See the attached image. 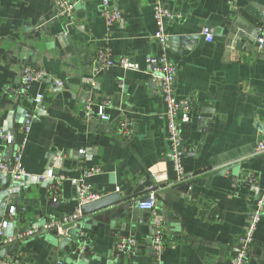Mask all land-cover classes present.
<instances>
[{
	"label": "crops",
	"instance_id": "crops-1",
	"mask_svg": "<svg viewBox=\"0 0 264 264\" xmlns=\"http://www.w3.org/2000/svg\"><path fill=\"white\" fill-rule=\"evenodd\" d=\"M70 1L76 3L73 25L56 16L54 0H0V161L10 164L19 147L26 176L34 177L11 199L0 197V206L8 201L0 221L8 220L6 211L14 205L17 217L8 222L18 234L74 213L77 187L68 181L56 192L58 206L47 205L53 201L50 169L80 179L98 167L101 173L86 180L92 192L117 193L121 201L80 217L76 226L84 246L72 241L60 250L59 240L47 233L6 247L18 245L3 259L73 264L77 255L71 252L79 249L85 264H228L254 207L249 178L260 181L264 170V158L254 154L264 132V48L255 46L257 30L264 28V0H108L121 17L112 25L101 16L103 0ZM156 4L175 15L164 25L166 52L177 67L176 96L192 112L181 128L182 163L192 175L187 183H176L164 104L150 86L149 60L161 52L153 38ZM203 28L211 29V42ZM103 48L138 69L113 67L95 75V55ZM25 68L60 82L59 91L38 79L22 95ZM37 95L42 109L33 103ZM88 98L103 105L109 121L86 118ZM19 108L30 117L27 132L16 122ZM123 120L130 126L127 137L119 132ZM3 131L14 139L11 148L3 145ZM161 165L167 179L154 181ZM151 190L163 223L160 257L147 251L151 216L137 207ZM4 191L0 178V195ZM120 237L135 245L116 256ZM247 264H264V216Z\"/></svg>",
	"mask_w": 264,
	"mask_h": 264
},
{
	"label": "built area",
	"instance_id": "built-area-1",
	"mask_svg": "<svg viewBox=\"0 0 264 264\" xmlns=\"http://www.w3.org/2000/svg\"><path fill=\"white\" fill-rule=\"evenodd\" d=\"M54 9L56 16L66 21L68 25L74 24V11L76 3L70 0H54ZM101 16L108 25H112L120 21V14L115 11L108 0H103L101 5ZM174 13L167 7L156 4L153 8V19L156 25V31L153 38L160 48V54L151 58L149 63L152 66L151 71V88L157 92L163 101L164 112L163 119L165 121L166 141L168 147V158L172 169L177 177V184L187 183L192 178L191 174H187L183 167L182 158L184 156L185 147L182 139V125L188 123L191 118V107L184 102L179 101L175 92V81L177 76V67L170 60L166 52L167 35L165 33V22L174 18ZM201 34L208 42L213 40L212 31L209 28H203ZM257 50L264 48V28H258L255 39ZM119 67L123 70H137L136 64L130 63L126 58L113 59L108 48L100 49L96 52L95 61L93 63V73L98 75L107 69ZM21 80V94L25 95L24 91L30 83L38 80L43 76L41 72L34 71L30 68L23 70ZM55 86L59 87L60 82H56ZM42 100L41 95H37L33 103L38 104ZM85 116L87 119H96L100 122L109 121V116L105 113L103 105H94L90 98L87 99L84 107ZM30 117L25 121L23 132L28 131L30 125ZM119 132L123 137L129 135L130 126L126 120L119 122ZM3 133V145L6 148L13 146L14 139L11 134ZM79 153L83 154V151ZM255 155L264 158V132L259 137L255 146ZM100 168L95 167L84 171L80 179L68 178L63 174H56L52 169L47 171L46 178L51 181L52 200H57V190L63 181H68L77 187L76 201L77 207L71 215L63 218L60 221H51L35 229L29 228L23 233L16 234L11 239H4V233L7 228L8 220H15L17 217V209L14 205L8 207L6 216L8 220L0 221V248L20 243L27 239L50 233V231L61 229L70 224L76 225L81 217L80 207L84 204L93 202L100 197L95 195L86 180L101 173ZM10 177L11 182H17L26 173L21 163V148L17 147L13 151V157L10 164L5 161H0V177ZM252 184V190L255 196L254 207L247 215V225L242 233H240L233 246V254L229 259L228 264H247L250 259L251 249L254 243V235L259 223L264 216V170L261 180L256 182L254 177L249 178ZM146 200L140 201L137 207L141 211L148 212L151 216L152 233L150 243L152 250L157 257H160L163 247V223L156 210V194L154 190L149 191L145 197ZM24 209H22L23 211ZM135 245V240L132 238L120 237L115 241L114 253L116 256L129 252ZM0 264H10L9 260L0 259Z\"/></svg>",
	"mask_w": 264,
	"mask_h": 264
},
{
	"label": "water",
	"instance_id": "water-1",
	"mask_svg": "<svg viewBox=\"0 0 264 264\" xmlns=\"http://www.w3.org/2000/svg\"><path fill=\"white\" fill-rule=\"evenodd\" d=\"M39 81L50 85L54 91H59V90L55 89V84H53L51 82V78L49 76L44 75V76L39 78ZM37 107H39V109H42L41 102L37 104ZM17 113L20 114V117L16 120V122L21 126V128H24L25 127V121L29 118V116L27 115V111L19 108ZM16 118H17V116H16ZM7 130H8V127L4 128V131H7ZM159 167L162 169L161 170L162 174L160 177H153L154 181H158V182L166 181L167 176L165 173L164 165H161ZM149 173L152 175L155 174V172L153 170H150ZM31 178H34V177L23 176L19 179V181L10 183V177L3 176L1 179L4 182L5 191L3 193H1V195H0L1 199L2 200H4L5 198L11 199L15 195V193L18 194L20 187H22L24 184H29L30 182H33V180ZM38 180H40V179H37V181ZM7 181L9 182V184H7ZM39 182L40 181H38V183ZM185 187H187V185H185ZM143 200H146V199L144 198ZM120 201L121 200H120L119 194L110 193L108 195L100 197L99 199H97L93 202L82 205L80 207V214H81V216H86V215H89L93 212L99 211L101 209L114 206V205L118 204ZM7 202L3 201V203L1 204L0 216H3V211L5 209V205ZM47 205L50 208L55 209L58 206V202L49 201ZM78 223L76 225H79ZM76 225L70 224V225L64 226L61 229V233H59V231L57 229L50 231V235H52L53 237H55L59 240L58 248L60 250H63L72 241L75 242V244L78 246H84V244L80 242V235L77 232V226ZM14 227H15V224H11V223L7 224V228H6L5 233H4V239H11L16 235L13 233ZM37 227L38 226L32 227V228L35 229ZM17 247H18V245H15V246L10 247L8 249H5V248L1 249L0 250V259H3L6 255H9V252L13 251V249H15ZM147 251H149L151 253V255H153V256L155 255L152 248L148 247ZM71 255H73V256L77 255V258L75 261H73L74 262L73 264H85L88 262V260H86L84 257L79 255V249L78 250L73 249L71 252Z\"/></svg>",
	"mask_w": 264,
	"mask_h": 264
}]
</instances>
